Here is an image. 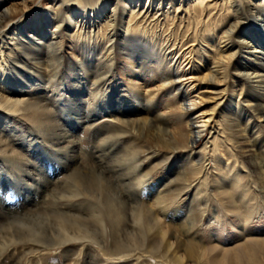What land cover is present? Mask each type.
<instances>
[{"label": "bare ground", "instance_id": "1", "mask_svg": "<svg viewBox=\"0 0 264 264\" xmlns=\"http://www.w3.org/2000/svg\"><path fill=\"white\" fill-rule=\"evenodd\" d=\"M44 1L0 0V257L92 243L119 262L196 263L198 242L161 220L194 229L208 167L228 213L241 219L264 201V0ZM188 79L215 85L216 125L192 116L203 100L190 99ZM244 241L247 262L264 264V237Z\"/></svg>", "mask_w": 264, "mask_h": 264}, {"label": "rangeland", "instance_id": "2", "mask_svg": "<svg viewBox=\"0 0 264 264\" xmlns=\"http://www.w3.org/2000/svg\"><path fill=\"white\" fill-rule=\"evenodd\" d=\"M100 2H101V0H100ZM36 4H37V6L39 5L42 8H44L47 5V4L45 5L44 0H36ZM107 6L109 7L110 5L107 4ZM108 7L104 8L102 16L105 15V13H107ZM214 16L215 17H213L212 22H211L213 24L218 22V16L217 15H214ZM5 24H6V22L4 23V25ZM182 30H184V28ZM28 34H29L28 30H25V35H28ZM23 41H24V39H23ZM196 43L194 42V44H196ZM186 47H187V45L181 49V52H183V51L186 52L187 51ZM65 52H66V50H64V53ZM242 58H244L243 55H240V60H242ZM195 60H197V59H195ZM193 63L197 64L194 61L191 63V65H193ZM200 63H201V65H199V70H200L199 76L203 75L205 72V70H204L205 67L203 66L204 63L203 62H200ZM191 65L189 64V68ZM187 70H188L187 67H184L182 69V65H181L180 72H185V73L187 72L188 73L189 70L188 71ZM186 75L188 76L189 74H186ZM191 80L192 79H188V80L183 81V83L185 85L184 89L187 90L186 92H187V94H189L190 99L194 98L192 96H196V98L194 100L195 103L198 104V99L203 100V103H200L199 107H196L193 109V106H190V108H192V111H193L192 116L200 115L201 112L205 111L203 113L206 115V117L208 115H212V120L209 121L208 128L212 127V126L216 125V119H217L216 113L221 111L220 109L223 108V106H222V108H217L214 106V102H217V99H215L213 96V90L215 89V85H212L211 83L202 81V82H200V85H198V88L200 87V89H197L196 86L190 87V84L188 85V82ZM217 89L220 90L223 88L218 87ZM232 91H233L232 88H229L227 91H225L224 96L225 95L229 96V94H231ZM199 93H203L204 96L202 98H200L201 94H199ZM197 109H199V110L196 112ZM98 114H95V116ZM261 126H262V128H264V121L261 122ZM212 139H213V137H211L210 134L206 133L205 136H203L201 143L208 141V143H207L208 148H211L210 141ZM201 143H200V146H201ZM222 149L226 150L224 148V146L219 143L218 147H217V153L219 152V150H222ZM217 153H215L216 156L214 155L215 158L220 156V154H217ZM227 157H228L227 154L224 152L223 160ZM160 159H161L160 157L159 158H151V159H148L147 161H145L146 163H149V164L147 167H145L144 170H150L151 165L157 164V162ZM223 163H225V162H223ZM229 163H230L229 166L232 167L233 164H232L231 158L229 159ZM171 165L172 164H169L168 166H166V168L164 170H162L160 173H158V171H159L161 166L160 167L156 166L154 169H152L154 171H157V173L152 174V176H154V181H152V184H155L156 186L160 185V183L168 177L167 172L171 168ZM237 165H238V163H237ZM237 165H236V167H237ZM240 167L241 166H239V168ZM208 169H209V171H208V176H207L208 177L207 182L209 181L208 182L209 186L206 189L203 188L202 191L206 190L207 193L205 191H204V193L207 194L206 199L208 200L207 204H209V205L205 211L204 216L199 215V217L198 216L196 217L198 219V223L195 224L194 229L190 233L186 234L185 232H183L182 229L177 227V225L175 224V222H177L176 218L173 221L172 220L170 221L165 217L161 221L164 223V225L166 224V226L171 227L173 234L178 238L180 237V240L185 241L187 239V236L189 235L190 237H193V239H195L194 241L196 243L198 242L197 244L200 245V247H201L198 250L200 252L201 259H197L196 263H192V262L190 263L188 261L190 264H237L239 259H246L244 264H250L249 262H247V258L249 257V253H248L247 249L244 248L245 245L247 243H249L250 241H244V240L249 239V238H253V237H264V201H262V200L253 201V207H251L252 212L250 213V215H248V216L245 215L241 219H238V217H236V216L228 213L227 211H225V209L222 207V204L218 205V203H216L215 199L213 198L215 196L212 193L214 188H217V186H218V185H216L217 183H213V181L216 180V176H215L216 174H215V171H213V170L211 171V166L208 167ZM47 173H48V175H52L51 172H47ZM159 179H162V180L160 181ZM229 180H230V178H229ZM150 186H151V184H150ZM121 192L123 193L122 188H121ZM2 198L4 199L5 196L4 195H2V197L0 196V199H2ZM17 199H18L17 197H15L13 200H9V201L6 199V200H4V202L6 204H8V203L14 204V203H16L15 201H17ZM143 199H145L144 196L142 197V199H140L141 203L146 202ZM217 200H219V198ZM184 206L185 205H184L183 201H181L179 204L178 211H179V213H181L180 215H184V218L188 219L189 214L187 213V206H185V207ZM170 209L171 208L168 207L167 211L170 212L171 211ZM84 213H89V210H86ZM177 215H179V214H177ZM177 215H175V217H178ZM241 221H244L243 232L237 233V227L239 224H241ZM176 232L178 233V235H176ZM213 233L217 236L216 237L217 239L211 237V234H213ZM252 234H254V235H252ZM260 241H262V240H260ZM69 247L72 250L71 251L72 254L70 252H64L63 248L62 249L60 248V249L31 252V253L25 255L24 257H22L19 261V264H84V263L85 264H123V263L124 264H159V263L154 262L153 260H148L146 257H139V258L137 257L136 258V256H135V257L130 258L126 262H119L118 260H116L114 258L111 259L110 257L109 258L105 257V256L103 257V255L100 254L99 249H97V246L92 244V243H84V245H82L81 243L80 244L79 243H73V244H70ZM18 249H19V247H14V248L8 249L3 254V256L0 257V264H8V263L13 264L12 262L15 261V256L11 258V254L16 253L18 251ZM85 249H87V253L85 252L86 251ZM200 250H202V251H200ZM241 252L244 253V256H241ZM92 257H93V259H92ZM262 257L263 256H261V258Z\"/></svg>", "mask_w": 264, "mask_h": 264}]
</instances>
